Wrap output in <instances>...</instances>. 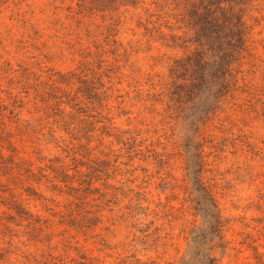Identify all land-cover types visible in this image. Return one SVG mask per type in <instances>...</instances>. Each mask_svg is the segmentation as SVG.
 <instances>
[{
  "label": "rangeland",
  "instance_id": "374dc122",
  "mask_svg": "<svg viewBox=\"0 0 264 264\" xmlns=\"http://www.w3.org/2000/svg\"><path fill=\"white\" fill-rule=\"evenodd\" d=\"M254 1L246 59L255 85L228 98L196 133L198 111L181 108L169 94V58L182 53L157 40L156 15L168 11L165 4L0 0V264L177 261L188 227L199 223L185 201L184 171L199 148L219 208L234 221L226 238L241 241L244 236L237 233L248 232L255 245H264V0ZM79 20L96 32V48ZM75 34L82 37L81 46ZM100 52L113 86L109 118L118 132H127L126 140L114 146L108 165L115 177L108 183L115 189L106 192L105 217L86 233L65 234L64 184L53 174L64 166V110L55 105L52 87L64 88L57 83L60 76L88 54L96 68ZM144 234L150 236L146 242ZM222 263L254 260L243 246Z\"/></svg>",
  "mask_w": 264,
  "mask_h": 264
},
{
  "label": "trees",
  "instance_id": "16d2710c",
  "mask_svg": "<svg viewBox=\"0 0 264 264\" xmlns=\"http://www.w3.org/2000/svg\"><path fill=\"white\" fill-rule=\"evenodd\" d=\"M157 1L165 4L168 10L156 15L160 22V29L155 31L157 40L171 52L182 53L169 58L170 98L181 108L189 106L198 111V133L200 126L212 120L228 98L234 99L238 91L255 85V73L246 59L251 56L247 22L252 18L255 1L154 0V3ZM78 23L83 27L88 43L96 48V32L80 20ZM112 32L109 30L106 37L112 36ZM75 39L81 46L82 37L75 34ZM91 56L88 54L76 68L60 76L57 83L64 88L52 87L55 105L59 111V108L64 110V166L53 174L64 184L65 234L70 230L86 233L105 217L101 212L107 202L106 192L115 189L108 183L115 180L114 171L108 165L115 152L114 146H124V135L127 134L118 132L109 118L111 108L108 104L113 86L110 77L104 73L103 55L101 52L96 54V68L89 61ZM9 146L12 148L11 144ZM206 167L201 148L185 161V178L189 184L185 188V201L193 216L199 217V223L193 222L188 227L183 255L167 264H224L222 261L229 257L230 251L240 253L243 246L252 252L254 264H264V252L260 251L264 245H255L257 239L250 233H237V236H244L241 241L226 238L234 221L223 216L214 186L205 177ZM25 171L30 178L34 176L29 168ZM101 180V188L96 187ZM34 182L38 184V181ZM12 210L22 213L20 208ZM242 226L248 228L246 223ZM143 236L145 242L150 237ZM233 243L239 248L231 247Z\"/></svg>",
  "mask_w": 264,
  "mask_h": 264
}]
</instances>
